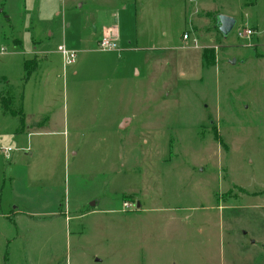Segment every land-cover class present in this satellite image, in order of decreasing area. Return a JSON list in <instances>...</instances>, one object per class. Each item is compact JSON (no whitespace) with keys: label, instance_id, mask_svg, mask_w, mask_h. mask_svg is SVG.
<instances>
[{"label":"rangeland","instance_id":"rangeland-1","mask_svg":"<svg viewBox=\"0 0 264 264\" xmlns=\"http://www.w3.org/2000/svg\"><path fill=\"white\" fill-rule=\"evenodd\" d=\"M1 10L0 147L12 153L0 152V264H264V0H0ZM220 11L237 19L226 37ZM109 16L121 51L79 53L75 77L52 54L51 89L69 105L82 94L66 125L17 130L3 104L18 108L22 59ZM245 26L253 35L236 37ZM135 27L152 49H124ZM122 115L133 121L119 135Z\"/></svg>","mask_w":264,"mask_h":264},{"label":"crops","instance_id":"crops-1","mask_svg":"<svg viewBox=\"0 0 264 264\" xmlns=\"http://www.w3.org/2000/svg\"><path fill=\"white\" fill-rule=\"evenodd\" d=\"M200 7H203L200 5ZM2 12V10L0 11ZM217 13H223L226 15H230L234 17V13L227 12V11H220L216 12L214 14V23H215V15ZM4 17L7 21H10V18L8 15L4 14ZM235 20L237 21L236 17H234ZM106 22H100L99 24H95L93 26V29L89 30L87 33L86 27H83L81 29V33L79 35V38H76L74 41L72 40H65L69 46H71V49L77 50V57L78 58L79 53H86L89 52H98L97 49V42L99 38L105 33L109 34L112 36V38L118 43V45L121 43L120 40V35L118 33V21L115 18L113 20L112 16H109ZM243 22V20H242ZM236 24V22H235ZM137 26V25H136ZM215 27V25H214ZM247 28H251L249 26H245ZM136 28V27H135ZM216 28V27H215ZM137 29V28H136ZM164 36H166L165 32H162ZM51 33H48V36H50ZM161 35V34H160ZM253 35V34H252ZM162 38V37H161ZM14 38L13 43L14 46H20V39L16 41ZM38 40H34V44H37ZM135 45L132 43V41H126L127 49L124 48L127 51H137V50H150L152 49L150 44H148V41H145L144 38L142 39L141 34L139 30H136L135 34V40H134ZM67 44L64 43V45L67 47ZM258 45V44H257ZM256 45V46H257ZM58 46V45H57ZM131 46V47H130ZM36 47L33 48V51L30 52L25 58L22 59V73L20 76V83H21V91L18 93L16 96L17 98V105L18 108L17 112H20L23 116V118H26L27 122L25 125H23L22 120L19 119V127L17 130H20L21 132H25L27 135L31 133H48V132H59V128L61 126L66 125V120L68 119V114H69V108L72 111L73 108L71 107V103L76 100L78 101V98L81 97V93H74L70 94L71 97V102L70 105L67 103V96L65 91L61 94V91H54L51 89V86L54 84V80L58 78L57 75H54L55 68L53 66V60H52V54H56L60 58V63L62 66L63 70V75L65 76L70 73V76H76L77 75V69L76 67L72 66L73 64H76V60L73 64L64 66L62 63V58L60 53L57 51V48L55 52L51 50H46V51H36ZM69 48V47H68ZM105 52V51H102ZM111 52H116V51H111ZM72 66V67H70ZM149 65H146L145 67L142 68V70H135V72L138 73L137 77H143L146 75L147 67ZM70 67V68H69ZM52 74L51 77H48V75ZM31 81L33 83L37 82L39 83L41 87V92H33L32 90L28 91L26 89V86L28 85V82ZM64 84V81H63ZM101 94V93H100ZM99 93H93L94 99L99 98ZM75 102V103H76ZM44 118V121L42 123L37 122L39 119L38 118ZM32 120H34L33 124ZM78 121V120H76ZM132 117L128 116L123 118V115L119 118V120L116 123V129L119 132L123 129V125L126 126L127 123L132 124ZM130 124V125H131ZM105 140L104 137H98L94 140V147H99L104 145ZM12 153V152H11ZM10 153V154H11ZM25 154L28 152L25 151ZM75 153V152H74ZM10 158V155H9ZM95 203V201L93 200Z\"/></svg>","mask_w":264,"mask_h":264},{"label":"built area","instance_id":"built-area-1","mask_svg":"<svg viewBox=\"0 0 264 264\" xmlns=\"http://www.w3.org/2000/svg\"><path fill=\"white\" fill-rule=\"evenodd\" d=\"M254 32L252 31L251 28H238L235 31L236 37L240 39H247L250 37ZM188 35L185 33L183 34V39H187ZM245 46H251L249 43H244ZM97 49L100 51H121L119 45L117 42L112 38L111 35L109 34H103L98 42H97ZM57 51L60 53L61 58H62V63L64 66L73 64L76 60L77 57V51L74 49H69L64 45H58L57 46ZM12 149L11 147H6L2 148L0 147V152L2 153L3 156L9 157V154L11 153Z\"/></svg>","mask_w":264,"mask_h":264},{"label":"water","instance_id":"water-1","mask_svg":"<svg viewBox=\"0 0 264 264\" xmlns=\"http://www.w3.org/2000/svg\"><path fill=\"white\" fill-rule=\"evenodd\" d=\"M235 18L230 16V15H226L223 13H217L215 15V27L216 29L222 34V36L226 37L228 35V33L232 30V28L235 25ZM235 60H231V63H234ZM91 204H94V202L92 201Z\"/></svg>","mask_w":264,"mask_h":264},{"label":"trees","instance_id":"trees-1","mask_svg":"<svg viewBox=\"0 0 264 264\" xmlns=\"http://www.w3.org/2000/svg\"><path fill=\"white\" fill-rule=\"evenodd\" d=\"M1 101L6 102V99L2 98ZM3 109H4L5 112H9L11 114L18 115L20 120L23 119L22 114L20 112L15 111V109L14 110L10 109L9 106L7 105V102H6V104H3Z\"/></svg>","mask_w":264,"mask_h":264}]
</instances>
